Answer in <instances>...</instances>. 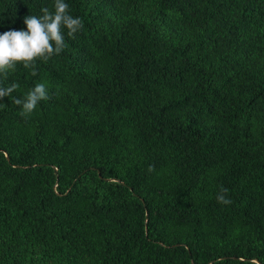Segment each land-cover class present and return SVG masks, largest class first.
<instances>
[{"label":"trees","instance_id":"16d2710c","mask_svg":"<svg viewBox=\"0 0 264 264\" xmlns=\"http://www.w3.org/2000/svg\"><path fill=\"white\" fill-rule=\"evenodd\" d=\"M264 264V0H0V264Z\"/></svg>","mask_w":264,"mask_h":264},{"label":"water","instance_id":"95a60500","mask_svg":"<svg viewBox=\"0 0 264 264\" xmlns=\"http://www.w3.org/2000/svg\"><path fill=\"white\" fill-rule=\"evenodd\" d=\"M258 264V263H257Z\"/></svg>","mask_w":264,"mask_h":264}]
</instances>
